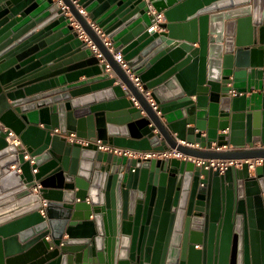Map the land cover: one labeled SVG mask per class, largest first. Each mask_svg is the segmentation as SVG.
Segmentation results:
<instances>
[{"label": "water", "instance_id": "obj_1", "mask_svg": "<svg viewBox=\"0 0 264 264\" xmlns=\"http://www.w3.org/2000/svg\"><path fill=\"white\" fill-rule=\"evenodd\" d=\"M0 122V264H264V0H0Z\"/></svg>", "mask_w": 264, "mask_h": 264}, {"label": "built area", "instance_id": "obj_2", "mask_svg": "<svg viewBox=\"0 0 264 264\" xmlns=\"http://www.w3.org/2000/svg\"><path fill=\"white\" fill-rule=\"evenodd\" d=\"M81 12L84 15L86 14V12L83 11V10ZM152 13L155 16V22H154V25L150 28V30L156 29L157 26H158V23H160V22H162L164 20L163 13H157L155 10H153ZM91 26L96 31V33L99 35V37L102 39V41L104 42L105 46L108 47L110 52L113 53V55H114L115 59L117 60V62L127 72V74H129V76L131 77V79L133 80L135 85L141 91H143L141 80L139 79V77L135 76L131 72V70H130L127 62L124 60L123 55L121 54V52L120 51H115L113 43L111 42V40L106 36V34L103 32V30L97 24H95L94 22H91ZM81 33L83 35H85L82 31H81ZM85 37H86V40L88 41L91 49L93 50V52L99 58H104L103 54L101 53L99 48L96 46V44H94V42L88 36L85 35ZM108 69H109V66H108ZM233 92L235 93V91H233ZM149 100L151 101V103L154 106V108L157 109V106L155 105V102L151 98ZM0 129H2L3 131H7L8 130V128L5 127L1 122H0ZM56 132H59V130L56 129ZM64 135L71 142L80 143L82 145L95 144L98 147L99 150L111 152V153H113L115 155L123 156V157H127V158L140 157V158H143V159H149V158H170V157H174V158H178V159H190L191 160V157L185 156L184 154H182L181 152H179L177 149H174V148H170V149L165 150V151L141 152V151H137V150H133V149H129V148H123V147L115 146V145L109 144V143H103L101 140L92 141V140H89V139H86V138H80V137L77 136L76 133H71L69 135L64 134ZM7 139H8V141L10 143H14L16 146L24 148V144H23L22 140L13 131L9 132V137ZM190 146L191 147L192 146H197L198 147V145H190ZM220 149L221 148H219V150ZM25 158L26 159H30L31 163H34L32 158L29 155H26ZM192 161H196V162H198V164L203 162L200 159H195V158H193ZM208 163H209V167L214 168V170L219 168L221 170V172H223L224 170H226L228 167H230L232 165L239 166L241 163H243V161H240V160H216V159H211V160L208 161ZM251 167L254 168L253 165H251ZM33 172H37V170L34 169ZM38 187H40V186H38ZM36 190H37V188H35V191Z\"/></svg>", "mask_w": 264, "mask_h": 264}, {"label": "crops", "instance_id": "obj_3", "mask_svg": "<svg viewBox=\"0 0 264 264\" xmlns=\"http://www.w3.org/2000/svg\"><path fill=\"white\" fill-rule=\"evenodd\" d=\"M81 79H83V78H81ZM254 96H255V98L253 99L254 109H259L262 106L261 105L262 104V97L260 95H258V94L254 95ZM255 146L256 147H262V145L260 143H256ZM192 147H197V146H192ZM225 149L226 148H221L220 150L223 151ZM191 160H193V158H191ZM242 161L245 162L246 160H242ZM248 162L249 163L255 162L257 164H260V163H262V159H258V160H255V161H253V159H250V160H248ZM16 167H17L16 165H12L11 166V170L16 169ZM19 173H20V170H19ZM44 201H46V200H44ZM41 212L43 213V211H41Z\"/></svg>", "mask_w": 264, "mask_h": 264}]
</instances>
